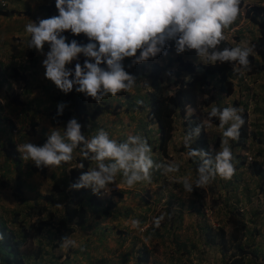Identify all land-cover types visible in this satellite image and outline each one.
Returning <instances> with one entry per match:
<instances>
[{
    "label": "clouds",
    "instance_id": "clouds-1",
    "mask_svg": "<svg viewBox=\"0 0 264 264\" xmlns=\"http://www.w3.org/2000/svg\"><path fill=\"white\" fill-rule=\"evenodd\" d=\"M6 1L0 0V8L3 10L7 6ZM242 2L241 6V0H54L57 14L38 17L36 21L25 24L24 31L30 37L27 49H35L44 56L42 60L44 78L52 82L62 93L67 95L75 90L86 99L90 97L97 104L109 95L115 97L121 92H132L136 86L137 77L126 70L124 63L126 59L130 61L127 68H132L137 64L155 60L159 55L167 56L169 48H173L177 55L194 51L199 61L211 65L230 63L234 72L244 75L246 71L251 70L249 56L253 53L254 46L245 41L234 47L218 48L222 41L228 40L226 30L231 28L240 15L245 18L244 11L248 5L244 4V0ZM255 32L254 37L258 34L256 27ZM65 33H70L73 37L83 35L87 43H81L75 38L69 40ZM45 45L48 46L47 52ZM81 56L84 58L82 63ZM31 57L28 54V60ZM0 62L11 64L13 67L17 64L11 59L5 62L3 58H0ZM73 62L74 67H70ZM10 82L12 86H19L15 81ZM149 90L147 85L145 94ZM25 94L21 95V98ZM140 103L142 102L138 101L135 106L140 107ZM65 107V102L58 103L56 115H63ZM22 109L27 110L23 105L14 113L7 108L0 113L1 116L10 118L14 122V127L15 123L19 126L17 133L13 130L10 133L8 126L9 133L3 145L12 137L21 159L31 162L38 169H52L70 163L75 150L79 148L80 156L91 161L93 166L88 171L81 172L77 182L69 185L70 190L90 189L93 194L100 196L102 192L114 193L115 189L112 190V187L116 185L118 174L122 176L121 183L128 189H133L138 183H151L153 169L161 170L165 176L180 170V164L175 161L156 163L152 158V149L147 138L129 134L123 141H118L111 138L109 132L103 128L89 138L84 135L83 126L75 117L66 122L62 132L56 129L46 133V140L41 145L30 141L19 144L22 135L25 136L24 128L28 126ZM142 109L146 110V107ZM191 112L189 109L188 114ZM242 112L243 109L232 106L211 107L207 114L208 120L217 118L219 128L222 130L221 147L214 154L191 147L193 140L195 141L194 137L199 136L201 132L200 124L187 133L183 118L175 117L182 119L183 132L186 134L182 144L188 150L187 157L196 164L194 179L186 177L177 181L182 183L186 192L192 193L194 186L203 188L217 177L230 180L234 176L238 167L236 165L235 168L233 163L230 141H238L240 138V130L245 124ZM147 113L150 125L155 124L157 128L148 111ZM38 115H42V112ZM156 128L155 137L158 140L159 133ZM157 149L161 152L159 144ZM252 160L254 159L250 155L246 158L247 167ZM79 167L84 168V164L81 163ZM1 213L0 211V218L6 221L10 219L11 215L6 218L4 216L6 212L3 211V215ZM164 219V214L155 217L154 228H159ZM139 225L140 221L133 220L131 227L136 229ZM76 239L72 234L70 237L64 236L60 247L65 252L69 248L75 250V253H71L73 257L77 251L83 250L84 259L88 263L99 264L101 257L93 254L92 245L89 247L90 250L85 244L82 245L83 249L78 250L77 247L80 245ZM144 248L146 247L141 249ZM85 253H89L92 260H89ZM262 258L264 259V253Z\"/></svg>",
    "mask_w": 264,
    "mask_h": 264
},
{
    "label": "trees",
    "instance_id": "trees-1",
    "mask_svg": "<svg viewBox=\"0 0 264 264\" xmlns=\"http://www.w3.org/2000/svg\"><path fill=\"white\" fill-rule=\"evenodd\" d=\"M241 0V6H242ZM45 17L57 14L54 0H47V3L41 6ZM29 15V11H20L15 9H1L0 15L10 17L11 15ZM245 18L256 27L258 34L249 42L254 46L253 53L249 56L250 71H246L245 75L264 73V5L260 3L250 4L244 11ZM69 40L75 38L81 43H87L86 37L83 35L73 37L70 33H65ZM229 40L222 41L218 46L219 49L225 47H234ZM48 50V46L45 45ZM168 55H159L155 60H149L145 63L137 64L132 68H127L129 60L124 61L126 70L135 74L137 79H143L150 90L145 96L131 95L122 103L127 111H133L135 101H140L141 108L148 107L150 119L157 124L158 144L161 152L166 150L168 142L172 138L174 129V118H183V125L187 133L191 132L197 124L201 125L199 136L194 137L197 145L205 150L211 151L209 142L206 139V125H219L217 118L208 120V112L212 106L220 108L227 107L219 100L222 96H230L235 91L234 79L241 77L233 71L230 63L211 65L205 62H195L187 60L179 55L173 56V48L167 49ZM34 52H31L32 56ZM81 56L80 62H83ZM164 59L168 62L162 63ZM70 65V67H74ZM7 65L11 67H7ZM10 80L15 81L18 87H21L20 92L12 88ZM27 75L20 72L11 64H3L0 62V91L5 90V101H0V113L4 108L16 111L18 107L26 106L24 117L28 124V129L23 133L27 136H34L36 133L35 127L38 126L36 117L40 112L44 115L50 124L54 127H62L66 122L75 117L82 124V131L86 137H91L92 128L95 127L97 119L102 113L119 114L118 108L122 105L116 104L112 108V104L104 99L97 104L90 97L85 98L81 93L73 92L65 95L64 93L44 94L46 98H41L39 101L33 100L25 103L21 99V95L30 93L27 88ZM138 81L136 82V85ZM43 91L49 90L50 86H44ZM138 91L137 86L134 91ZM49 92V91H48ZM44 93V92H43ZM49 98V99H48ZM144 99V101H142ZM46 101V102H45ZM60 102H65L66 107L63 115L57 116V105ZM235 106L240 104L233 101ZM192 112L188 114V110ZM245 119V124L240 130V138L238 141H230V145L237 147H245L246 124L248 114L246 105L242 112ZM0 123H5L10 128V133L14 129V122L10 118L1 116ZM44 130V129H42ZM45 131V130H44ZM46 137L40 140L43 144ZM0 153L6 159L8 171L11 169L16 172L15 183L12 187L13 195L17 203L22 206L20 210H13L8 221L0 218V264H71L75 250L69 248L65 252L60 243L64 236H69L76 228L89 230L95 225V230H99L101 234L107 232L108 226L98 225L99 221L105 218L115 217L116 202L113 198L103 199L99 195L93 194L90 189L70 190L69 185L77 182L81 172L88 171L92 166V162L84 160L79 154V148L74 152V158L70 163L62 164L58 171H52L50 177V189L44 194L37 193L36 197L27 202L23 194L24 179L22 178L23 166H26V173L33 175L39 173L46 176L47 168H36L31 162L24 164L17 145L12 137H9L6 143L0 145ZM262 156V154H261ZM246 158H240L237 162V167L244 165ZM83 163L84 168L79 165ZM248 169L251 175L258 177L260 187L264 188V163L257 160H252L248 163ZM25 171V170H24ZM1 187L6 186V181L1 180ZM117 195L121 191L114 192ZM127 215V213H126ZM125 215V217H127ZM226 223L229 230L226 231L222 226L212 228L208 225L204 226L203 238L204 243L211 246H217L221 255L222 264H253L259 255L262 253L260 249L253 243L256 238L255 233L248 227L247 221L244 218V213L239 208L228 207L225 210ZM255 223V220H250ZM45 240L49 243V249H45L39 240L37 248L30 249L25 247L27 242L31 243L34 238ZM249 238V243L246 239ZM99 243L102 241L100 238ZM179 247L180 245L177 244ZM175 250L179 251V248ZM78 250L83 249L82 246ZM138 255V262L143 264L148 262L149 251L144 248ZM83 251H77L79 254ZM49 256V257H48ZM64 257V258H63ZM33 261V263H32ZM252 262V263H251Z\"/></svg>",
    "mask_w": 264,
    "mask_h": 264
},
{
    "label": "rangeland",
    "instance_id": "rangeland-1",
    "mask_svg": "<svg viewBox=\"0 0 264 264\" xmlns=\"http://www.w3.org/2000/svg\"><path fill=\"white\" fill-rule=\"evenodd\" d=\"M7 2L9 5L14 4L13 0H7ZM25 2H31L34 6L38 0H21L16 5L25 9ZM254 3L264 4V0H244L245 5ZM33 19L36 18L32 17L31 14H22L18 17L3 18L2 21V16H0L1 52H3L6 44V41L1 39L3 32L6 33L11 29V24H20L24 28L25 24L33 22ZM22 28L21 31H24ZM255 34V27L241 15L231 28L225 32L227 39L235 45L245 41L249 43ZM20 36L23 35L19 33L16 37L14 34L13 39L20 41ZM176 55L173 51V56ZM0 56L5 62L11 58L9 56L5 57L4 52ZM179 56L187 60L199 61L194 51H186ZM166 62H168L167 59L162 61L163 64ZM137 81L138 91L133 89L132 92H121L115 97L110 95L105 97L112 104V108L116 107L118 103L122 105L126 98L131 95L145 96L147 84L141 78H138ZM234 82V93L228 97L222 96L219 99L223 104L222 106H232L244 110L246 105L248 114L246 145L244 148L230 145L234 156V166L236 168L235 163L238 158H247L249 155L252 159L264 163V73L250 76L244 73L241 77L235 78ZM53 87L56 91H51V93H61L59 89ZM12 88L16 92H20V87L12 86ZM43 92L42 96H45L46 101H48V95H44L47 93V89L46 92L45 90ZM5 93V90H1V102L5 101L4 95L8 94ZM233 101L240 104L234 106ZM136 104H138V101H136ZM135 105L132 112L127 111L122 105L118 108L119 114L102 113L97 119L95 127L89 133L90 136L101 128L108 131L110 137L118 141H123L129 134L141 135L147 138L152 149V158L156 163L175 161L180 164V170L175 174L165 176L161 170L153 169L152 182L138 183L133 189H128L123 185L121 183L122 176L118 174L116 185H119V187L115 185L112 190L121 191V194L117 195L113 191L109 194L103 192L100 194L102 198H113L117 204L116 216L102 219L98 223L100 226H108L107 232L101 234L99 230H95V225L89 230L77 228L72 233L77 238V243L80 246L85 244L88 250L92 245L93 254L98 258L101 257L99 258L101 259L99 264H140L137 256L140 254L142 247L149 250L148 262L143 264H222L218 247L204 243L203 229L205 225L212 228L222 226L228 231L229 226L226 223L225 210L231 207L243 211L249 230L251 229L256 236L253 243L255 242L254 244L264 253V188L260 187L259 178L250 174L247 163L236 168V172L230 180H222L217 177L203 188L194 186L192 193L186 192L182 183L177 181L186 177L194 179L196 177V164L187 157L188 150L182 144L186 135L183 132L182 119L175 118V131L165 153L161 154L157 149L158 140L155 137V124L150 125L151 123H149L148 107H146V111ZM9 111L14 113L17 110ZM35 122L38 123V126L35 127L36 134L34 136L22 135L19 144L30 141L41 145L40 140L46 137V133L56 129L63 131V126L54 127L44 115H38V121ZM28 128L26 126L24 129ZM156 131L158 132L157 128ZM221 131L219 125H206L205 135L210 144V152H213V154L215 151L220 150ZM191 147L200 149L194 140ZM55 170L58 171V168H47L46 176L40 174L30 175L26 173V166L23 167L22 178L25 181L23 194L27 202H30L36 193L41 192L44 194L50 189L49 175ZM5 172L2 174L10 176L4 178L10 184V187H6L2 191L0 211L2 215L3 211L6 212L4 216L9 218L13 210H20L22 206L17 203L12 193L16 172L13 169ZM161 214L165 215V219L161 222L159 228H154L153 219ZM133 220L140 221L139 228L133 229L131 227ZM250 220H255V223L250 222ZM100 238L102 241L99 243ZM39 240L45 249L50 248L46 237L45 240L35 237L31 243L27 242L25 247L30 249L31 245L33 249H36ZM83 240L84 243H82ZM249 241V238H247L246 242L249 243ZM177 244L180 246L178 247ZM177 247L180 252L175 250ZM106 248L108 249L106 250ZM252 262L253 264H264L262 254L259 255L256 261ZM73 263L90 264L84 259L82 252L75 255ZM91 264L95 263L92 262Z\"/></svg>",
    "mask_w": 264,
    "mask_h": 264
},
{
    "label": "crops",
    "instance_id": "crops-1",
    "mask_svg": "<svg viewBox=\"0 0 264 264\" xmlns=\"http://www.w3.org/2000/svg\"><path fill=\"white\" fill-rule=\"evenodd\" d=\"M14 4L9 5L7 2V6L5 9H15L20 11L29 10L32 17H35L36 19H33L32 21H36L38 17H45L44 12L41 9V6L45 4V0H38L37 3L33 6L31 2H25V9H22L21 7L17 6L16 3L20 2L21 0H13ZM22 5H24L22 3ZM12 17H18L16 15H12ZM2 16V21H3ZM8 19V18H6ZM14 19V18H12ZM21 25L20 24H11V29H9L6 33L3 32V36L1 39H4L6 41V44L3 48L5 57L9 56L11 57V61L13 60L16 67L25 73L27 75V88L30 89V93L25 94L23 98H21L25 102L31 101H39L43 96V88H47L44 86H50L49 92L47 91V95L51 93V91H56L53 86H55L52 82L44 78V71L45 69L42 67V60L44 59V56L38 53L35 49H27V43L29 40L28 34H26L25 31H21ZM24 30V28H22ZM21 33L20 36L21 40L13 39V35L15 34L16 37H18V34ZM48 50L45 49V52ZM0 50V54H2ZM31 52H34L31 58H27L28 54ZM19 53V54H18ZM1 58V56H0ZM45 98V96L43 97ZM41 114V112L39 113ZM9 130L8 125L5 123H0V145L7 139ZM5 171H8V166H6V159L3 156L2 153H0V180L4 178H9V175L2 174ZM6 173V172H5ZM10 184H7V187ZM5 186V187H6ZM5 187L0 186V196H2V191L5 190ZM108 248H106L107 250ZM262 254V253H261ZM85 256L92 260L91 255L89 253H85Z\"/></svg>",
    "mask_w": 264,
    "mask_h": 264
},
{
    "label": "built area",
    "instance_id": "built-area-1",
    "mask_svg": "<svg viewBox=\"0 0 264 264\" xmlns=\"http://www.w3.org/2000/svg\"><path fill=\"white\" fill-rule=\"evenodd\" d=\"M18 128H19L18 124L15 123V127H14V129H13V132H14V133H17V132H18Z\"/></svg>",
    "mask_w": 264,
    "mask_h": 264
}]
</instances>
